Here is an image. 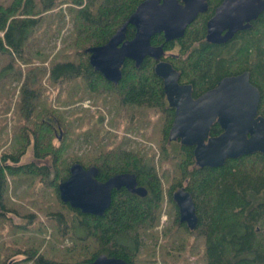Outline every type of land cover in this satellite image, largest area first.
<instances>
[{"label": "trees", "instance_id": "16d2710c", "mask_svg": "<svg viewBox=\"0 0 264 264\" xmlns=\"http://www.w3.org/2000/svg\"><path fill=\"white\" fill-rule=\"evenodd\" d=\"M141 1L0 0V52L7 49L20 51L33 29L41 24L44 13L65 3L66 11L59 10L52 15L58 16L55 27H61L64 13L69 15L74 55L72 58L61 55L60 61L51 63L48 72L51 82L62 79L80 82L85 93L112 95L121 105L156 109L161 121L160 155L172 160L174 166L172 182L164 189L161 180L168 174L162 172L158 175L154 164L138 149H107L102 144L95 153L78 157L69 153L67 156L69 137L63 131L65 125L61 115L56 114L52 106H39V102L43 103L39 93L22 89L16 105L19 113L12 129L11 144L0 152V194L7 191V176L16 186L23 181L38 180L44 190L55 195L56 205L74 214L70 220L69 214L62 211L50 216L55 219L59 234H70L80 249L68 257L53 260L44 258L36 247H28L8 252L0 259V264H8L7 259L17 253L25 255L22 259L30 260L31 264H84L99 254L137 264L138 254L144 246L141 235L151 232L157 223L164 194L174 208L175 223L181 225L184 233L189 232L184 224L178 223L172 199L177 187L187 190L194 200L198 218L196 231L203 236L204 242V264H264V153L227 158L220 166L197 165L193 147L188 145H179L175 154H170L166 142L173 111L166 105L162 79L153 70L156 61L144 57L135 66L132 60L126 59L117 83L106 80L88 62L85 49L106 42ZM220 1L208 0L210 8ZM207 12L191 22L175 41L164 42L162 34L158 33L151 38V44L164 42L166 52L162 59L179 71L181 82L191 84L193 95L213 87L226 75L247 70L250 81L260 93L258 113L264 116V11L251 21L248 28L239 30L220 44L205 40ZM133 34L134 28L128 25L125 37L129 39ZM210 131L211 135H216L220 128L214 124ZM54 138L58 139V144L53 142ZM29 145L33 160L19 163ZM73 162H79L83 167H97L96 178L100 181L120 172L134 173L147 192L139 196L126 189L112 190L110 204L102 215L82 213L58 199L57 185L67 178ZM33 204L38 202L34 200ZM6 211H19L14 205L0 202V229L8 225L11 231L17 224L6 216ZM23 217L25 223L19 227L25 229L31 223V215ZM177 232L167 233L171 244L180 239Z\"/></svg>", "mask_w": 264, "mask_h": 264}, {"label": "rangeland", "instance_id": "374dc122", "mask_svg": "<svg viewBox=\"0 0 264 264\" xmlns=\"http://www.w3.org/2000/svg\"><path fill=\"white\" fill-rule=\"evenodd\" d=\"M59 10L66 11V4L61 3L44 13L41 24L33 29L20 51L7 49L0 52V152L11 144L12 129L19 113L16 105L22 89H26L28 92L40 94L43 103L39 102V106H52L56 109V114L61 115V121L66 127L63 131L69 137L67 156L69 153L77 157L88 152L95 153L102 144L106 145L107 149L114 147L120 150L138 149L146 160L154 164L158 175L162 172L168 174L161 180L165 189L172 182L174 166L172 160L163 159L160 155L161 121L160 113L156 109L121 105L112 95L85 93L80 82H67L63 79L57 83L51 82L48 74L51 63L54 60L60 61L61 55H68L70 58L74 55L69 35L72 27L69 15L64 13L60 20L61 27L54 26L58 16L52 13ZM49 24L53 26L49 27ZM174 52H177V49H174ZM48 117L53 121L51 116ZM53 142L59 143L57 138H54ZM166 144L167 151L174 155L177 143ZM31 160L33 154L29 145L19 163ZM7 182V191L3 195L0 194V202L14 205L19 213L13 211L5 213L17 227L10 231L8 225H3L0 229V259L8 252L28 247H36L44 258L53 260L68 257L70 253L79 251L76 239L71 238L70 234L60 235L55 219L50 216L51 213L62 211L69 214L70 220L74 215L71 211L67 212V209L56 205L54 194L44 190L38 180L23 181L16 186L7 176ZM34 200L38 202L37 205L33 204ZM173 212L174 208L166 201L164 194L157 223L151 232L141 235V243L144 246L138 254L137 264H172L170 263L172 260L176 264L205 263L203 236L193 229L184 233L180 229L181 225L173 223L171 218ZM30 215L31 223L25 229L19 227V224L25 223L26 218L23 216ZM64 226L67 228V225ZM169 231H179L176 236L180 239L171 244L168 237L170 235L167 234ZM24 257L25 255L21 253L11 255L7 263L14 264L19 260L15 264H31L30 260L22 259Z\"/></svg>", "mask_w": 264, "mask_h": 264}, {"label": "water", "instance_id": "95a60500", "mask_svg": "<svg viewBox=\"0 0 264 264\" xmlns=\"http://www.w3.org/2000/svg\"><path fill=\"white\" fill-rule=\"evenodd\" d=\"M206 9V0H142L106 42L89 46L85 51L90 66L113 83L120 79L126 59L138 66L144 57L153 58L156 61L153 70L162 79L167 103L174 109L167 139H179L180 144L193 146L197 165L220 166L227 158L264 153V116L257 115L260 93L250 82L249 72L224 76L215 87L193 98L190 84H179L178 72L169 62L159 60L164 53L163 45L151 44L157 33L162 34L164 41L181 37L197 13ZM262 11L264 0H222L206 22V40L215 43L229 40L237 31L248 28ZM128 25L134 28L129 39L125 37ZM213 122L222 131L209 136ZM97 171L93 165L85 168L79 162L71 163L67 178L57 185L59 199L82 213L102 215L110 204L113 189L123 186L139 196L147 192L137 185L134 173H116L100 181L96 178ZM172 199L178 208L179 221L194 229L197 215L191 194L179 187L172 193ZM84 264L133 263L99 254Z\"/></svg>", "mask_w": 264, "mask_h": 264}, {"label": "flooded vegetation", "instance_id": "af4514ba", "mask_svg": "<svg viewBox=\"0 0 264 264\" xmlns=\"http://www.w3.org/2000/svg\"><path fill=\"white\" fill-rule=\"evenodd\" d=\"M179 1H181V0H179ZM222 1V0H221ZM220 1V2H221ZM206 2H207V9L205 10V11H203V12H198L197 13V15H196V17H195V19L200 15V14H202V13H206L207 11V16H206V20H205V35H206V22L208 21V19L213 15V12H214V10H215V8L219 5V3L217 4V5H215L212 9L210 8V6H209V2H208V0H206ZM210 8V9H209ZM194 19V20H195ZM193 20V21H194ZM192 21V22H193ZM189 25V24H188ZM187 25V26H188ZM238 32V31H237ZM236 32V33H237ZM158 34V33H157ZM159 34H161V33H159ZM204 35V37H205V40H206V36ZM234 35H235V33H234ZM233 35V36H234ZM232 36V37H233ZM231 37V38H232ZM230 38V39H231ZM164 39V38H163ZM176 39H178V38H176ZM176 39H173V40H169V41H175ZM207 41V40H206ZM228 41V40H227ZM227 41H225V42H227ZM164 42H167V41H164ZM164 42H162V43H160V44H162L163 45V43ZM207 42H209V41H207ZM210 43H215V42H210ZM221 43H224V42H221ZM215 44H220V43H215ZM153 45V44H152ZM157 45H159V44H157ZM157 45H153V46H157ZM163 50H164V48H163ZM165 50H164V53H163V55H165ZM163 55L160 57V59L159 60H164V59H162V57H163ZM153 59V58H152ZM166 61V60H165ZM168 62V61H167ZM170 63V62H169ZM176 70V69H175ZM177 72H178V76H179V71L178 70H176ZM243 71H246V70H243ZM243 71H241V72H243ZM241 72H238V73H234V74H230V75H235V74H239V73H241ZM227 76V75H226ZM251 82V81H250ZM178 83L179 84H190V83H185V82H181L180 81V79L178 78ZM252 83V82H251ZM216 84H217V82H216ZM216 84L213 86V87H215L216 86ZM253 84V83H252ZM254 85V84H253ZM190 86H191V84H190ZM213 87H211V88H208V89H206V90H203V91H201L200 93H198V94H196V95H193V89H192V86H191V94H192V97L193 98H197L200 94H202L203 92H205V91H207V90H209V89H212ZM258 89V88H257ZM165 100H166V97H165ZM166 102V105L169 107V108H171L172 109V111H173V116H172V122H173V118H174V109L172 108V107H170L169 105H168V103H167V100L165 101ZM259 107V106H258ZM257 115H261V114H259L258 113V108H257ZM262 116V115H261ZM172 122H171V124H172ZM171 124H170V126H171ZM214 124H217L218 125V127L220 128V131H217V134H219L221 131H222V129H221V127L219 126V124L217 123V122H213L212 123V125H211V127H210V129H209V136H215V135H211L210 133H211V128H212V126L214 125ZM170 129V128H169ZM169 132V131H168ZM216 134V135H217ZM168 136V135H167ZM177 143V146H179V145H183V144H180V141H179V139H176V140H171V141H169L168 139H167V142L166 143ZM193 147V146H192ZM88 167V166H87ZM86 168V167H85ZM121 173V172H120ZM108 178V177H107ZM136 180H137V178H136ZM137 185H139V186H142L141 184H139V182L137 181ZM121 189H126L125 187H120ZM119 188V189H120ZM177 188H179V187H177ZM176 188V189H177ZM113 190H116V189H113ZM174 192V191H173ZM135 194V193H134ZM192 197V196H191ZM193 199V198H192ZM193 202H194V200H193ZM176 205V204H175ZM194 205H195V203H194ZM195 213H196V208H195ZM161 214V213H160ZM174 215V214H173ZM171 216V218H172V220H173V223H175V218H174V216ZM176 215H177V219H178V208H177V206H176ZM197 215V214H196ZM160 217V216H159ZM197 221H198V218H197ZM178 223H181V224H184L186 227H187V225L185 224V222H180L179 221V219H178ZM188 228V227H187ZM196 228H197V226L193 229L194 231L196 230ZM188 230H189V228H188ZM193 231V232H194Z\"/></svg>", "mask_w": 264, "mask_h": 264}]
</instances>
